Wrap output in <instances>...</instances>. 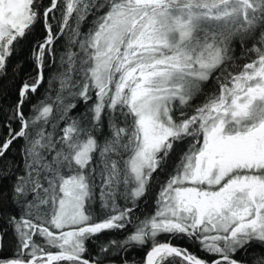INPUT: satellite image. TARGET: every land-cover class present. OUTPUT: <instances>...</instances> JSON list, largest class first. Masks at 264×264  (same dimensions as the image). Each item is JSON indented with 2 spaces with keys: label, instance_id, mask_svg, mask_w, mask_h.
<instances>
[{
  "label": "snow or ice",
  "instance_id": "obj_1",
  "mask_svg": "<svg viewBox=\"0 0 264 264\" xmlns=\"http://www.w3.org/2000/svg\"><path fill=\"white\" fill-rule=\"evenodd\" d=\"M41 23L0 139V264H264V0H0V77ZM105 232L126 235L90 255Z\"/></svg>",
  "mask_w": 264,
  "mask_h": 264
},
{
  "label": "trees",
  "instance_id": "obj_2",
  "mask_svg": "<svg viewBox=\"0 0 264 264\" xmlns=\"http://www.w3.org/2000/svg\"><path fill=\"white\" fill-rule=\"evenodd\" d=\"M42 2L47 5L48 0H42ZM59 14L57 13V16ZM87 25H85V28ZM45 35V31L42 23L38 24L28 41L24 42L17 51L16 57L10 63L8 68V73L6 76L0 77V139H3L7 135V129L4 127V124L8 122L7 117L11 115L10 106L15 105L17 100V90L20 86V83L23 79L28 76L35 75V62L32 58V50L34 45L38 41H42ZM60 43H63V39H61ZM59 46V45H58ZM17 65L20 67L17 69ZM50 70H46V75ZM15 73L16 78L13 81V74ZM47 87V84L42 86L39 92L33 96L31 103H35L36 100L43 94L44 89ZM31 103L26 104L24 106L23 111L26 115H29L31 112ZM82 110V106L81 109ZM75 114V113H74ZM12 127L18 129L19 125L17 122L12 121ZM23 141H17L13 144L11 151L8 153V158L15 157L17 160L19 159V148L22 145ZM186 148V145H177L176 153L182 152ZM4 167L3 163H0V170ZM155 195V190L149 193L148 197L145 200H141L139 203V211L136 212V215H141V212L145 210L147 207V211H152L153 208V198ZM126 235L125 232H105L100 234L98 240L91 241L88 244L90 255H95L100 243H107L112 239H123ZM164 239V237H161ZM172 243L175 246L187 248L189 252L196 254L202 259L211 260L212 257L201 251L198 244L192 243L187 238L184 239H173ZM147 251V247L145 248H134L128 253H119L118 255L113 256V264H122V259L127 258L129 261H136V264H142L143 257L145 252ZM243 253H240L239 256H243ZM105 264H109L108 261Z\"/></svg>",
  "mask_w": 264,
  "mask_h": 264
},
{
  "label": "water",
  "instance_id": "obj_3",
  "mask_svg": "<svg viewBox=\"0 0 264 264\" xmlns=\"http://www.w3.org/2000/svg\"><path fill=\"white\" fill-rule=\"evenodd\" d=\"M148 250V249H147ZM146 253V252H145Z\"/></svg>",
  "mask_w": 264,
  "mask_h": 264
}]
</instances>
